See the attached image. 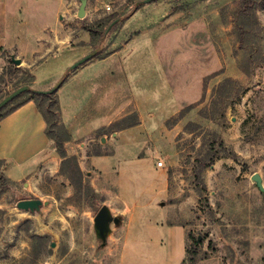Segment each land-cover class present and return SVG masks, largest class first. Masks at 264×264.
Returning a JSON list of instances; mask_svg holds the SVG:
<instances>
[{"label": "rangeland", "instance_id": "rangeland-1", "mask_svg": "<svg viewBox=\"0 0 264 264\" xmlns=\"http://www.w3.org/2000/svg\"><path fill=\"white\" fill-rule=\"evenodd\" d=\"M80 1L64 13L69 43L31 67L0 57V93L59 82L55 158L18 181L0 168V264H120L132 223L181 227L184 264H264V0H90L82 18ZM78 71L67 127L58 92Z\"/></svg>", "mask_w": 264, "mask_h": 264}, {"label": "crops", "instance_id": "crops-1", "mask_svg": "<svg viewBox=\"0 0 264 264\" xmlns=\"http://www.w3.org/2000/svg\"><path fill=\"white\" fill-rule=\"evenodd\" d=\"M75 1L0 0V57L2 53L13 54L25 67H31L41 55L50 54L57 43L60 44L57 48L69 43L71 33L68 29L65 31L62 21ZM89 1L86 0L85 5L87 16ZM79 74L81 71L58 92L60 115L67 127L74 120L80 122L77 120L82 90L76 88L80 83ZM54 158V149L46 135V121L33 100H26L0 119V168L4 166L7 177L14 181L23 179L41 163ZM128 226L127 247L120 264L182 263L185 235L181 227L165 228L161 234H152L147 232L144 223Z\"/></svg>", "mask_w": 264, "mask_h": 264}, {"label": "water", "instance_id": "water-1", "mask_svg": "<svg viewBox=\"0 0 264 264\" xmlns=\"http://www.w3.org/2000/svg\"><path fill=\"white\" fill-rule=\"evenodd\" d=\"M151 1H153V0H142V2H151ZM85 5H86V0H81L80 5L77 9V16L78 17H81V18L84 17ZM95 51L96 50H92L91 52L87 53L86 55H84L83 57H81L80 59L75 61L70 66V68H74V67L78 66L79 64H81L82 62L89 59L90 57H92V55L95 53ZM13 60L16 64L20 63V59H13ZM58 85H59V82H57L53 87H51L49 89H33V88H30L27 84L21 85L15 89H13L12 91H10L8 94H6L5 96H3L0 99V109L3 108L6 104H8L12 99L17 97L19 94L23 93L24 91L31 90V91H34L36 93L47 94V93L54 91V89ZM252 178L254 180H256L258 182L259 187H261L260 176L255 173V174H253ZM40 204H41V201L39 199H22L16 203V206L18 208H21V209L33 210V209L38 208V206ZM110 219H111V217L108 214L106 207L105 206L100 207L94 216V223H95V226L97 227L100 235L104 234L105 230L107 229V223L110 221ZM113 220L115 222L117 221L116 218H114Z\"/></svg>", "mask_w": 264, "mask_h": 264}, {"label": "trees", "instance_id": "trees-1", "mask_svg": "<svg viewBox=\"0 0 264 264\" xmlns=\"http://www.w3.org/2000/svg\"><path fill=\"white\" fill-rule=\"evenodd\" d=\"M119 16L118 13H113L112 15H109V18L115 19ZM87 31H92L89 27L86 28ZM27 82H21V85L26 84ZM18 85L15 86V88H17ZM6 94H8V92L5 93H0V99L5 96ZM26 100H33L37 107L39 108V110L41 111L45 121H46V135L48 136V138H52L51 135L48 134L47 131V126L50 125H55L56 121V113L54 111V109L52 107L55 108V110L57 109V101L51 100V93H47V94H43V93H36L34 91L31 90H27L24 91L23 93L19 94L17 97H15L14 99H12L8 104H6L3 108L0 109V119L5 116L8 112L12 111L13 109H15L16 107H18L19 105H21L23 102H25ZM41 100V101H40ZM45 106V107H44ZM53 109V110H52ZM56 149L57 151L60 153V155L62 156V160L65 162L68 158L66 157L64 151L62 150V145L60 142H56ZM74 174H76L77 176L79 175V168L78 166H76V164H74ZM80 179L77 181V191L81 192V184H80ZM195 252V251H194ZM189 251L187 248H185V257L188 255ZM192 255H194L195 253H191ZM189 256V264H194L195 263V259L194 256ZM184 260L183 259L181 264H184Z\"/></svg>", "mask_w": 264, "mask_h": 264}]
</instances>
